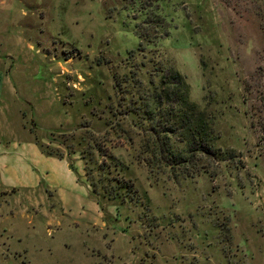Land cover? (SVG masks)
<instances>
[{
  "label": "rangeland",
  "instance_id": "1",
  "mask_svg": "<svg viewBox=\"0 0 264 264\" xmlns=\"http://www.w3.org/2000/svg\"><path fill=\"white\" fill-rule=\"evenodd\" d=\"M0 59V264H264V0H0ZM167 67L221 153L190 175L152 155Z\"/></svg>",
  "mask_w": 264,
  "mask_h": 264
},
{
  "label": "trees",
  "instance_id": "2",
  "mask_svg": "<svg viewBox=\"0 0 264 264\" xmlns=\"http://www.w3.org/2000/svg\"><path fill=\"white\" fill-rule=\"evenodd\" d=\"M138 1L143 7H148L157 0ZM140 36L149 37L147 31L141 32ZM161 70L160 88L151 95L155 107L146 110L153 122L149 129L153 136L152 155L165 165L190 175L198 171L196 164L201 157L217 159L221 153L213 146L216 135L211 121L188 99V85L181 74L173 67ZM175 141L182 142L184 146L178 149ZM46 152L52 154L51 151ZM56 156L63 157L61 154Z\"/></svg>",
  "mask_w": 264,
  "mask_h": 264
},
{
  "label": "crops",
  "instance_id": "3",
  "mask_svg": "<svg viewBox=\"0 0 264 264\" xmlns=\"http://www.w3.org/2000/svg\"><path fill=\"white\" fill-rule=\"evenodd\" d=\"M16 88L12 85L10 77L8 76V69H3L0 59V191L8 190L11 193L15 192V187L12 185L5 184L10 179V173L13 167L7 165L2 157L5 153H9L6 149L15 148L18 144V138L15 135V131L12 127L7 125V121L3 122V109L6 108V104H3L5 100H11L12 97L16 96ZM7 151V152H6ZM59 158V157H58ZM59 159H63L59 158ZM67 163V162H66Z\"/></svg>",
  "mask_w": 264,
  "mask_h": 264
}]
</instances>
